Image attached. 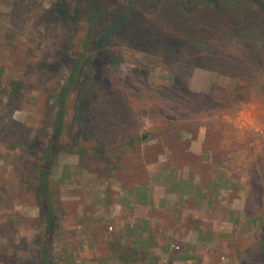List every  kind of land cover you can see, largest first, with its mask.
Listing matches in <instances>:
<instances>
[{
  "label": "rangeland",
  "instance_id": "374dc122",
  "mask_svg": "<svg viewBox=\"0 0 264 264\" xmlns=\"http://www.w3.org/2000/svg\"><path fill=\"white\" fill-rule=\"evenodd\" d=\"M61 1L75 14L81 9L76 0H0V264H36L39 258L42 224L33 189L34 157L20 141L37 130L48 133L50 117L62 109L51 96L59 93L66 68L53 74L37 70L41 62L60 56L69 33ZM106 2L108 10L132 8L131 19L109 39L104 65L92 63L99 53L89 54L85 86L71 92L67 103L76 105L77 93L89 94L88 146L110 145L125 136L145 138L121 158L80 153L70 143L81 140V123L75 111L67 112L50 171L54 203L61 202L56 264H239L249 248L257 247L264 229V23L258 10L245 3L219 13L199 3L187 8L182 0ZM144 26L148 34L136 35L135 28ZM202 27L210 31L207 39ZM183 35L185 43L177 37ZM76 51L71 47L68 54ZM253 70L261 71V78L248 81ZM199 125L212 148L232 150L235 176L244 178L238 199L246 203L236 212L232 235L218 237L215 245L186 259H177L186 250L162 251L159 258L144 250L153 244H143L142 235L131 239L133 230L123 231L127 215H103L97 200L90 206L93 215L85 214L87 192L94 189L87 181L110 198L118 182L142 184L148 151L162 146L165 129L195 131ZM109 238L125 251H111Z\"/></svg>",
  "mask_w": 264,
  "mask_h": 264
},
{
  "label": "crops",
  "instance_id": "0c3cea01",
  "mask_svg": "<svg viewBox=\"0 0 264 264\" xmlns=\"http://www.w3.org/2000/svg\"><path fill=\"white\" fill-rule=\"evenodd\" d=\"M164 134L167 138L162 146L148 151L151 157L145 163L144 183L126 186L118 182L112 186L110 198L96 191L100 186L87 181L88 188L95 190L87 192L85 214L93 215L90 206L97 200L101 214L127 215L125 221L119 218L123 231L133 230L131 239L132 235H142L143 244H153L144 250H153L159 258L163 257L162 251L186 250L177 257L180 260L202 247L215 245L218 237L233 234L236 212H241L246 203L238 199L243 196L240 188L244 178L235 176L232 150L212 148L201 125L195 131L168 127ZM94 191L97 197L91 196ZM106 206L112 214H108ZM143 227L150 231L135 233L134 229Z\"/></svg>",
  "mask_w": 264,
  "mask_h": 264
},
{
  "label": "trees",
  "instance_id": "16d2710c",
  "mask_svg": "<svg viewBox=\"0 0 264 264\" xmlns=\"http://www.w3.org/2000/svg\"><path fill=\"white\" fill-rule=\"evenodd\" d=\"M72 0H68V3ZM80 3L81 9L75 14L66 7L61 1L60 11L64 17V21L68 24L69 33L64 42L63 50L60 56L51 61L41 62L37 70L40 73H55L56 70H60L63 66L66 68L64 80L61 83V89L59 93L52 94L51 98L60 104L62 107L60 113L56 117H50L49 126L50 130L45 133V130H37L32 133L31 137L24 138L20 141L21 148L27 150L34 158L32 165V174L35 176V182L33 185L34 193L39 199L37 205L39 215L41 217L42 230L40 233V251L39 258L36 264H56V260L53 254V245L55 240V233L59 228L60 221L57 217L58 211L61 208L59 198L55 199L57 206L54 203L51 187V166L54 163V159L61 145L59 141L62 129L64 130L66 125V115L69 110L75 111L77 117L81 123L82 138L76 142L71 141L70 144L78 149V152H86L87 154H98L100 156H111L121 158L125 154H133L142 139V135L137 137L125 136L110 145H100L98 142H94L91 146H88L87 142L91 139L86 127V107L89 99L88 92L84 95L76 94L78 99L77 104L68 102L70 96L74 90H80L85 86L83 78L86 75L84 65L91 58L89 55L91 52L99 53L93 56L94 61L92 63L98 65H104L109 58L108 53V41L114 35L118 33L120 27L131 19L132 8L125 7L124 10L117 9V11L108 10L109 4L107 0H76ZM185 7L190 8L196 3L216 10L219 13L227 12L228 8L236 9L240 4H251L256 7L259 13L261 21L264 23V0H182ZM229 16V15H228ZM233 16V14L231 15ZM230 16V17H231ZM201 33L204 34V38L207 39L210 31H204L202 27ZM77 33H75V32ZM136 35L139 33L148 34V29L144 26L143 29L137 30L135 28ZM80 32V34L78 33ZM82 32V33H81ZM75 33V40L73 43ZM168 34V33H167ZM169 39L171 34L166 35ZM186 42L185 35L177 36ZM180 42V41H179ZM199 46L204 43L198 42ZM180 45V43L178 44ZM197 45V43H196ZM205 45V44H204ZM166 46V45H165ZM71 47L78 48L74 56L68 54V50ZM212 60V59H211ZM190 67L197 66L192 65V61H189ZM219 66H224L225 63L222 58L218 60ZM188 66V67H189ZM261 71L253 70L248 75L251 77L248 81L254 78H261ZM78 87V88H77ZM72 92V93H71ZM64 106V107H63ZM80 152V153H81ZM261 237L258 241L257 247L249 248L247 255L241 260L239 264H264V229L262 230ZM116 241L109 238L108 245L112 247L111 251L122 252L125 251L119 244L115 246ZM120 249V250H119ZM2 256V255H1ZM4 258V257H3ZM14 264H27L23 261H15Z\"/></svg>",
  "mask_w": 264,
  "mask_h": 264
},
{
  "label": "water",
  "instance_id": "95a60500",
  "mask_svg": "<svg viewBox=\"0 0 264 264\" xmlns=\"http://www.w3.org/2000/svg\"><path fill=\"white\" fill-rule=\"evenodd\" d=\"M145 137H144V135L142 136V139H144Z\"/></svg>",
  "mask_w": 264,
  "mask_h": 264
}]
</instances>
